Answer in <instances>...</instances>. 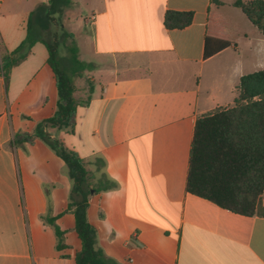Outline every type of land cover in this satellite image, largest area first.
<instances>
[{
  "label": "crops",
  "instance_id": "1",
  "mask_svg": "<svg viewBox=\"0 0 264 264\" xmlns=\"http://www.w3.org/2000/svg\"><path fill=\"white\" fill-rule=\"evenodd\" d=\"M71 1L59 21L91 67L74 125L57 128L42 123L58 100L44 44L7 87L1 69L47 0H0V264H76L82 247L68 165L40 137L13 140L37 128L82 160L86 218L110 264H264V214L185 190L196 119L232 106L240 77L264 71L263 35L234 0ZM167 10L192 21L167 28Z\"/></svg>",
  "mask_w": 264,
  "mask_h": 264
},
{
  "label": "trees",
  "instance_id": "2",
  "mask_svg": "<svg viewBox=\"0 0 264 264\" xmlns=\"http://www.w3.org/2000/svg\"><path fill=\"white\" fill-rule=\"evenodd\" d=\"M211 1L220 4L223 0ZM71 5V0H47L38 4L28 17L25 38L13 50L1 55V69L7 87L11 69L29 55L36 42L44 44L47 63L55 76L58 100L54 115L42 123L57 128L74 125L77 103L74 76H81L91 67L78 58L74 36L59 21V16ZM233 5L244 12L264 37V0H234ZM37 12H41L38 20L35 18ZM192 16L191 11L167 10L163 24L167 28H183L190 24ZM46 31L50 39L44 36ZM229 43L221 41L219 48ZM62 47L67 49L65 54L61 52ZM34 137L42 138L57 149L74 180L73 191L81 194V199L72 203L75 229L82 243L76 264H110L95 248L94 230L86 218L87 196L83 190L86 170L82 160L41 128L32 134L15 133L13 140L31 142ZM263 189L264 71L258 70L240 77L238 96L232 106L217 107L196 119L185 190L232 212L251 216L264 214Z\"/></svg>",
  "mask_w": 264,
  "mask_h": 264
},
{
  "label": "rangeland",
  "instance_id": "3",
  "mask_svg": "<svg viewBox=\"0 0 264 264\" xmlns=\"http://www.w3.org/2000/svg\"><path fill=\"white\" fill-rule=\"evenodd\" d=\"M84 6V4H83ZM3 8H8V5L7 4H4L3 5ZM45 37H47L48 39H50V35L47 34V31L46 33L44 34ZM66 42H69V40H67ZM67 51L66 47H62V50L61 52L63 54H65ZM74 83L76 84V88L78 89V93L77 94H81L77 97V99H84L85 96H86V90H87V84L89 83V79L87 78V70H84L82 72V76H74ZM76 89V90H77ZM28 96H29V93H28ZM77 96V95H76Z\"/></svg>",
  "mask_w": 264,
  "mask_h": 264
},
{
  "label": "built area",
  "instance_id": "4",
  "mask_svg": "<svg viewBox=\"0 0 264 264\" xmlns=\"http://www.w3.org/2000/svg\"><path fill=\"white\" fill-rule=\"evenodd\" d=\"M92 19H94V16L93 17H91Z\"/></svg>",
  "mask_w": 264,
  "mask_h": 264
}]
</instances>
